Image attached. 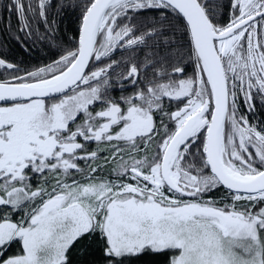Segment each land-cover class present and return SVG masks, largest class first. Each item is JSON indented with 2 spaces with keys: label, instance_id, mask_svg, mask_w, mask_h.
Returning <instances> with one entry per match:
<instances>
[{
  "label": "snow or ice",
  "instance_id": "1",
  "mask_svg": "<svg viewBox=\"0 0 264 264\" xmlns=\"http://www.w3.org/2000/svg\"><path fill=\"white\" fill-rule=\"evenodd\" d=\"M0 9V264H264V0Z\"/></svg>",
  "mask_w": 264,
  "mask_h": 264
},
{
  "label": "trees",
  "instance_id": "2",
  "mask_svg": "<svg viewBox=\"0 0 264 264\" xmlns=\"http://www.w3.org/2000/svg\"><path fill=\"white\" fill-rule=\"evenodd\" d=\"M3 12V9H0V13ZM79 13H73L69 11L66 15L63 16V22L60 25V29L57 33L58 41L62 42L64 46H71L74 43V38L77 37V28L79 24L78 20ZM13 24L15 19L13 18ZM7 36V33L3 31V24L0 23V39H4ZM10 59L21 61L25 66H35L43 65L44 63L51 62L54 57H58L59 50L55 47L49 48L47 44H38L36 45L31 55L25 53L23 49L12 40L7 41V47L2 49ZM93 257L99 259L102 253L99 251V246H94V249L91 253Z\"/></svg>",
  "mask_w": 264,
  "mask_h": 264
}]
</instances>
